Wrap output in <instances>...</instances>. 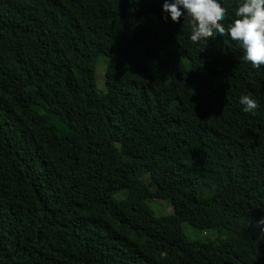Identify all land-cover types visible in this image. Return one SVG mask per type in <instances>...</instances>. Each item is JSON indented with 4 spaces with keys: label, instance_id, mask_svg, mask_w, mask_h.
Instances as JSON below:
<instances>
[{
    "label": "trees",
    "instance_id": "1",
    "mask_svg": "<svg viewBox=\"0 0 264 264\" xmlns=\"http://www.w3.org/2000/svg\"><path fill=\"white\" fill-rule=\"evenodd\" d=\"M163 3L0 0V264H264V66Z\"/></svg>",
    "mask_w": 264,
    "mask_h": 264
},
{
    "label": "clouds",
    "instance_id": "2",
    "mask_svg": "<svg viewBox=\"0 0 264 264\" xmlns=\"http://www.w3.org/2000/svg\"><path fill=\"white\" fill-rule=\"evenodd\" d=\"M164 19L171 17L173 22L184 20V27H190V40L193 43L219 36H230L243 50L242 61L252 68L264 66V0H240L235 10V19L224 23L226 9L220 0H164ZM239 103L243 111L251 113L258 108L250 95H242ZM264 225V218L258 222Z\"/></svg>",
    "mask_w": 264,
    "mask_h": 264
},
{
    "label": "rangeland",
    "instance_id": "3",
    "mask_svg": "<svg viewBox=\"0 0 264 264\" xmlns=\"http://www.w3.org/2000/svg\"><path fill=\"white\" fill-rule=\"evenodd\" d=\"M109 65V61L105 57H98L96 59L95 70V88L98 94L105 93V68ZM45 117L50 121L57 123L56 117L45 114ZM123 192L116 193L114 198L121 200ZM148 206L152 210L155 217L165 216L175 213L179 216H187L188 207L182 203L174 201L171 203L168 200H150ZM177 237L181 241H195L201 243L213 242L218 238V233L214 231L198 230L187 223L182 224L179 230L176 231Z\"/></svg>",
    "mask_w": 264,
    "mask_h": 264
}]
</instances>
